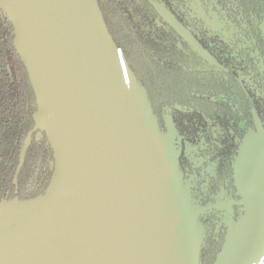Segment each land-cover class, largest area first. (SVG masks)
I'll return each mask as SVG.
<instances>
[{
	"label": "water",
	"instance_id": "95a60500",
	"mask_svg": "<svg viewBox=\"0 0 264 264\" xmlns=\"http://www.w3.org/2000/svg\"><path fill=\"white\" fill-rule=\"evenodd\" d=\"M155 8L187 37L163 6ZM0 11L12 26L35 97L33 120L53 158L42 195L0 201V209L32 211L15 242L42 241L47 264H200V210L182 187L173 131L162 132L96 0H0ZM256 125L235 181L243 212L212 264L221 255L223 264L264 262V130ZM28 145L29 137L16 176Z\"/></svg>",
	"mask_w": 264,
	"mask_h": 264
},
{
	"label": "flooded vegetation",
	"instance_id": "af4514ba",
	"mask_svg": "<svg viewBox=\"0 0 264 264\" xmlns=\"http://www.w3.org/2000/svg\"><path fill=\"white\" fill-rule=\"evenodd\" d=\"M99 1L116 27L125 26L122 22L128 15L126 19L120 15L128 6L133 15L139 14L140 20L151 19L159 28L154 42L141 45L149 63L154 56L159 58L158 68L149 64V89L154 93L151 101L164 129L171 126L172 119L182 137L180 143L176 139L181 150L180 167L192 200L206 208L198 221L204 230L205 254L212 263L223 246L228 227L243 212L233 175L234 158L239 147H245L246 141L257 134L256 123L264 130V0ZM155 5L163 6L184 28L187 37L178 34ZM184 98L188 100L183 101ZM25 101L27 132L22 145L29 137L28 148L38 146L22 178L25 185L21 193L31 195L45 191L53 158L51 151L52 159H46L42 132L33 120L35 111L29 115L31 109L36 110V102L29 105L30 99ZM19 173L16 176L15 172L13 178L15 195Z\"/></svg>",
	"mask_w": 264,
	"mask_h": 264
},
{
	"label": "trees",
	"instance_id": "16d2710c",
	"mask_svg": "<svg viewBox=\"0 0 264 264\" xmlns=\"http://www.w3.org/2000/svg\"><path fill=\"white\" fill-rule=\"evenodd\" d=\"M96 3L113 43L122 53L124 60L134 77L145 87L151 100V94L154 93L150 92L149 89V64L158 68L159 58H155L154 56V60H151L149 63L143 57L141 45L145 41H150L151 43L154 42L158 38L157 32L159 31V28H157L156 24L153 23L151 19H147L145 22L142 19L140 20L139 14L136 16L133 15L132 12L127 9L128 6L123 7L124 12L120 15L125 19L126 14L128 15V18L126 19L127 22L125 20L122 22L125 26L117 24L118 27H116L114 24L110 23L105 6L99 0H96ZM125 29L127 32H125ZM26 98L30 99L29 105H31V103L35 104V98L26 70L13 47L12 26L0 11V201L12 199L28 201L44 193L38 192L31 195H24L21 193L25 185L24 180L22 179L23 174L29 164L33 162L32 157L34 156L36 150H38L37 145H33L27 149L25 162H23L24 165H22L17 178L18 193L16 195L12 193L15 188L13 178L19 164V157L23 146L22 144L27 132L25 130L26 124L24 122V111L25 105L27 104L25 101ZM184 100L188 99L184 98L183 101ZM151 106L161 130L165 134L166 130L160 123L152 101ZM186 108L188 109L190 106ZM34 111L35 108L31 109L29 115H31ZM30 121L33 126L32 118ZM170 121L182 187L190 199L191 206L196 210H200L196 217V222L202 230V245L200 247L199 262L200 264H212V259L205 254L204 230L198 221L199 214L204 213L206 208L196 204L192 200L188 183L186 182L179 162L181 150L178 148L176 139L180 143L182 137L178 135L177 128L173 124L172 119H170ZM41 142H43L46 146V159L49 161L52 159L51 149L43 133ZM47 165L48 163L46 161V166ZM49 175L50 173H48V176ZM7 192H10V194L7 195ZM262 264H264V262Z\"/></svg>",
	"mask_w": 264,
	"mask_h": 264
},
{
	"label": "bare ground",
	"instance_id": "6f19581e",
	"mask_svg": "<svg viewBox=\"0 0 264 264\" xmlns=\"http://www.w3.org/2000/svg\"><path fill=\"white\" fill-rule=\"evenodd\" d=\"M25 206L0 209V264H47L43 242L35 247L31 241L24 245L15 242V230L31 215Z\"/></svg>",
	"mask_w": 264,
	"mask_h": 264
},
{
	"label": "rangeland",
	"instance_id": "374dc122",
	"mask_svg": "<svg viewBox=\"0 0 264 264\" xmlns=\"http://www.w3.org/2000/svg\"><path fill=\"white\" fill-rule=\"evenodd\" d=\"M139 91H140L141 95L143 96L145 105L147 107H149V99L147 98V96L145 95V93L143 92V90L141 88H139ZM246 164H247V149L245 147H241L240 146L238 151H237V155H236V157L234 158V161H233L234 180L236 182H238V183H239V181L242 178V175H243L244 169L246 167ZM230 245L232 247H234L235 246V241L232 244L230 243ZM226 260H227V257H224V255H221L220 260H216L214 264H223V262L226 261Z\"/></svg>",
	"mask_w": 264,
	"mask_h": 264
}]
</instances>
